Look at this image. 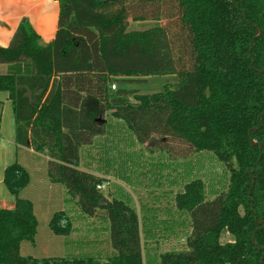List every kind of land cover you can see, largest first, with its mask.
<instances>
[{"label":"trees","instance_id":"16d2710c","mask_svg":"<svg viewBox=\"0 0 264 264\" xmlns=\"http://www.w3.org/2000/svg\"><path fill=\"white\" fill-rule=\"evenodd\" d=\"M57 1L52 41L43 43L23 18L0 46V91L13 101L17 143L47 155L50 180L66 187V208L49 227L65 237L67 253H20L38 221L33 202L20 196L30 175L15 162L5 170L16 205L0 207V264H264V0ZM142 19L165 23L129 29ZM151 74H175L177 82L132 100L112 88L113 79ZM110 111L141 143L175 137L228 171L226 188H213L209 199L208 184L187 166L192 159L137 164L154 182L182 184L166 213L190 219L185 249L151 257L148 243L160 230L153 209L139 211L121 185L106 196L99 186L107 178L81 167L82 151L113 126L101 122ZM85 217L103 221L104 237L71 238L74 220ZM225 232L232 241H221Z\"/></svg>","mask_w":264,"mask_h":264},{"label":"rangeland","instance_id":"374dc122","mask_svg":"<svg viewBox=\"0 0 264 264\" xmlns=\"http://www.w3.org/2000/svg\"><path fill=\"white\" fill-rule=\"evenodd\" d=\"M164 23V20L158 19L135 20L130 21L129 29L143 31ZM4 67V65H0V73L5 72ZM175 82H177L175 74L138 75L128 79H113L115 87L112 85V88L114 90H124L121 93L122 98L124 100H132L134 93H156L162 91L166 84ZM110 113L111 111L101 119V122H110L113 126L110 127L105 137L100 140V145L96 144L82 151L81 167L106 176L107 182L101 187L106 196L110 197L109 192L115 190V184L121 185L130 193L133 203L139 211L143 206L153 209V213L157 215L155 221L159 223L160 230L156 228L154 232L157 234L152 235L153 237L149 240L148 247H151L152 250L148 254L151 257H154L156 253L172 249H185L187 235L190 232V227L187 223L190 222V219L188 220L186 216H170L166 213V209L174 204L173 198L177 191L182 188V184L171 185L168 180L164 179H160L159 183L154 182V175L148 174L147 177H144L142 170L137 168V164H144V161L148 164L153 161H162L164 156L165 159L168 157L170 160L188 161L192 159L187 163V166L200 175L199 177L205 180L206 185L208 184L206 196L209 199L214 196L213 188L216 190L226 188L229 177L228 171H226L223 164L219 163L216 165V162L209 160L208 157L206 159L200 157L188 144L175 137H161L159 134H155L154 142L146 141L141 143L134 132L128 129V124L124 120L114 118ZM134 152H137L140 158ZM128 153H133V155H127ZM129 180H133V183L129 182ZM53 188L49 191L43 184H34L31 188V193H27L25 196L33 202L38 225L34 239L22 241L20 246L22 255L56 257L67 253L65 237L53 233L49 227V219L52 214L55 211L66 208V202L63 200L66 187L63 183H55ZM164 220L170 221V223L176 220L177 225L171 230H161L164 225L161 221ZM182 220H186L184 225L181 223ZM73 225L75 231L71 234L72 239H77L85 234H88L92 239L102 238L105 235L103 230L104 223L98 217L76 219ZM97 227L98 229L94 231ZM232 240L233 237L228 232L221 235L222 242ZM150 256L147 255L146 259L152 260Z\"/></svg>","mask_w":264,"mask_h":264},{"label":"crops","instance_id":"0c3cea01","mask_svg":"<svg viewBox=\"0 0 264 264\" xmlns=\"http://www.w3.org/2000/svg\"><path fill=\"white\" fill-rule=\"evenodd\" d=\"M23 18L29 20L43 43H49L55 38L58 29L59 2L57 0H0V46L5 47L10 44ZM0 65H4V71H6V64ZM0 103V207L12 209L16 205V198L5 183V170L11 164L20 163L30 175L29 184L20 193L23 198L30 199L25 196L31 193L34 184H43L47 190L51 191L55 183L48 175V156L17 143L13 101L7 91H0ZM105 135L97 138L93 146L100 145V140ZM65 191L63 200H65ZM168 208L174 212V204Z\"/></svg>","mask_w":264,"mask_h":264},{"label":"built area","instance_id":"2783aa9c","mask_svg":"<svg viewBox=\"0 0 264 264\" xmlns=\"http://www.w3.org/2000/svg\"><path fill=\"white\" fill-rule=\"evenodd\" d=\"M113 87H115V85L113 84ZM102 186H99V188H101Z\"/></svg>","mask_w":264,"mask_h":264},{"label":"water","instance_id":"95a60500","mask_svg":"<svg viewBox=\"0 0 264 264\" xmlns=\"http://www.w3.org/2000/svg\"><path fill=\"white\" fill-rule=\"evenodd\" d=\"M254 144H255V141H254Z\"/></svg>","mask_w":264,"mask_h":264}]
</instances>
